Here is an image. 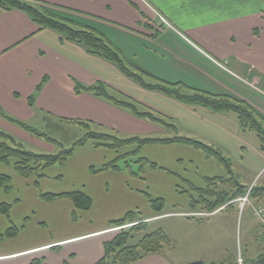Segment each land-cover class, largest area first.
<instances>
[{
  "label": "crops",
  "instance_id": "0c3cea01",
  "mask_svg": "<svg viewBox=\"0 0 264 264\" xmlns=\"http://www.w3.org/2000/svg\"><path fill=\"white\" fill-rule=\"evenodd\" d=\"M29 1L61 7L98 27L122 34L121 37L131 48L137 45L138 53L142 51L146 56L159 58L160 54L157 57L156 52L142 46V42H160L163 53L189 68L205 73L202 67L185 57L186 52L254 87H264V0ZM117 47L121 54L133 61L122 44ZM134 63L145 69L140 62ZM44 77L46 80L35 95L34 106L30 107L28 97ZM75 81L86 86L103 82L110 90L123 93L144 107L176 118L181 130L189 133L186 135H198L225 151H230L236 143L239 125L230 112H213L199 105L180 102L158 91L144 89L122 74L113 63L88 53L82 44L61 40L60 35L52 29H40L25 12L10 9L0 13V106L13 118L25 121L41 112L69 120L90 121L93 130L119 137L138 134L146 135L139 137H149V133L159 132L155 123L137 118L105 99L87 92L76 93ZM240 99L251 103L245 98ZM250 105L264 113L259 105ZM203 124L210 126L203 128ZM178 125H175L177 130ZM6 126L9 130L3 129L7 130L4 131L7 134L13 137L20 134L13 126ZM173 145L186 149V145ZM74 152L68 160H74ZM119 152L95 147L94 143L91 153L79 155L81 162L77 166L85 172L88 180L81 185L72 178L68 184L64 183L65 186L62 183L63 188L52 191H84L92 200V214L74 208L72 201L66 197L51 200L40 197L41 193L47 191L44 188L49 171L60 165L45 169L44 176L37 180L34 175L22 177L10 165L0 163V173L10 177L7 190L0 187V204L11 205L8 216L0 213V235L10 225L17 229L13 237L0 238V264H30L33 260H41L42 264H96L103 256L104 242L111 240L120 228L112 225V221L137 209L138 204L133 206L134 199L142 201L134 193L140 190L132 188L143 186V178H138L139 174H132L135 171L131 173L122 167L92 171L112 161ZM259 156L260 163H253L252 157L244 160L242 167L245 174L242 180H237L239 185L264 187V154L261 152ZM204 177L213 176L204 174ZM15 183L23 185L20 186L24 188L23 195L18 196ZM223 189L232 191L231 187ZM22 197L26 199L24 203ZM40 200L48 204L57 200L64 202L60 207L63 211L57 212L67 218L65 223L52 228L57 237L54 240L48 236L49 228L43 224V217L38 218L29 205L35 202L38 206H46ZM262 201L263 195L250 197L251 203ZM19 205L24 209L15 219L12 212ZM134 212L140 213V218L146 224L168 214L163 212L156 216L153 210L146 215L139 210ZM162 254H149L131 264H171Z\"/></svg>",
  "mask_w": 264,
  "mask_h": 264
},
{
  "label": "rangeland",
  "instance_id": "374dc122",
  "mask_svg": "<svg viewBox=\"0 0 264 264\" xmlns=\"http://www.w3.org/2000/svg\"><path fill=\"white\" fill-rule=\"evenodd\" d=\"M98 30L105 37L109 38V41L111 40L110 43L117 50V45L119 46L122 44L124 50L129 52L133 61L136 63L140 62L142 67L144 66L143 68L145 69L143 70L118 50L124 62L131 69L140 72L146 83L156 84L159 83V80L172 83L179 82L180 85H182L180 89L182 93L189 94L192 90H196L214 95L227 94L238 99L245 98L248 102H251L248 104L259 105L260 108H263L264 110L263 86L257 85V87H254L249 82L242 79L239 80L237 77H232L226 72L205 63L201 58H197L186 52L185 57L202 67L205 70V73L189 68L185 64L169 57L168 54L163 53L159 45L160 42L151 43L143 41L142 46H147L149 49L156 52L157 57H159L160 54L159 58L154 56L150 57L149 55L146 56L142 51L138 53L137 45H134L131 48L129 43H126L121 37L122 34H114V32L102 27H98ZM177 47L180 48V45H177ZM134 51L136 54H134ZM111 93L118 98L132 100L139 104L141 109L146 108L142 106L139 101L136 102L114 89H111ZM1 109L3 110L4 108L1 107ZM255 109L259 110L258 108ZM166 110L168 111L169 107H167ZM3 111L9 116H13L6 109ZM156 112L160 114V116L162 115L167 122L178 125L176 118L173 119L168 117L169 115H164V113L162 114L158 111ZM259 112L261 113L260 110ZM262 114L264 116V113ZM230 115L235 117V120L237 121L236 114L230 112ZM145 121L149 120L146 119ZM24 122L39 132L56 139L60 142L61 147L63 148H70L72 143L83 136L86 132L85 128L76 123L62 121L60 117L41 112H38L36 116L29 120H25ZM3 123L9 125L11 128L13 126L19 131L16 133L20 134H16L14 138L28 150L37 153L54 154L61 149V147L46 141L44 138L36 136L35 134L8 121L0 114V130L7 131L4 129H8V127ZM154 125L155 127H158L159 132L156 131L149 133V137H166L177 134L192 137L207 143L198 135H194L197 137L186 135L189 133L181 130L179 125L177 131L164 128L156 123ZM209 126L210 125L206 124L201 125L203 128ZM138 135L146 136L141 134ZM235 142V145L230 151L220 149L215 144L212 145L220 149L222 153L229 158L232 174L237 180H242L243 175L245 174V170L242 167L244 165V160L247 161L249 157H252L253 163H260L261 158H259V153H261V151L257 147L258 137L256 133L250 130L243 131L240 126L237 131ZM94 143V140L88 139L83 146L75 149L74 153L76 156L74 160L69 159L64 167L55 166L53 170L49 171L47 184L44 188L47 189L46 192L57 190L58 187L63 188V184H68L72 178L78 180V183L81 185L85 183L84 181L88 180L85 172L80 166H77L81 162L79 155L91 153ZM184 147H186V149L177 148L173 144H152L143 146L137 155H128L126 161L129 164V168L139 174L138 178H143V180H141L143 183L142 187H132L140 190L139 192L134 191V193L142 198V201L134 199L135 205L133 206L138 204V208L132 210H139L146 215L152 211L148 196H151L152 198H163V212L168 214L147 224L146 230L147 232H150L160 229L167 235L170 240V245L165 246L162 252L163 254H161L171 264H185L193 261H202L205 264H241L245 260L248 261L256 257L260 252L264 251V226L253 217L250 205L247 204L245 208L240 211L239 202H235L234 206L231 208L221 209L212 214L205 212L201 208H197L196 211L194 210L193 212L190 211V197L188 196V193L193 194V192L189 190L185 180L193 182L196 186L205 187L207 185L204 179V174L222 177H228L230 175L222 164L214 158H207L202 150L188 145ZM133 149L134 146L124 147L120 149L118 155L127 153ZM139 157H144L150 162L156 163L157 167L153 168L149 163L142 165L138 160ZM121 163L124 164V161H121L120 164ZM1 166L5 167L2 164ZM141 166L143 167L142 171H140ZM20 186L23 185L15 183V189L18 196L23 195L24 193V188ZM219 187H224L226 189L230 186L219 184ZM33 188L35 189V187ZM183 190H186V192H181ZM22 199L24 203L26 199L24 197H22ZM42 203L46 206H38L35 202L29 205L32 210L37 213L38 218L43 217V224H46L49 228L48 236L50 237V240H54L57 237L52 231V228H57L60 226V223H65V218H67V216L57 212L63 211L60 207L64 205V202L62 200H57L56 202L49 204L45 202ZM91 207L89 208L90 210L87 209L80 211L87 212L86 214H92ZM22 209H24V206H17L15 211L12 212V217L17 219L20 216ZM75 219H77V217ZM143 233L144 232L135 233V240H137ZM3 237L8 238L6 236Z\"/></svg>",
  "mask_w": 264,
  "mask_h": 264
},
{
  "label": "trees",
  "instance_id": "16d2710c",
  "mask_svg": "<svg viewBox=\"0 0 264 264\" xmlns=\"http://www.w3.org/2000/svg\"><path fill=\"white\" fill-rule=\"evenodd\" d=\"M10 9H19L25 12L32 21H34L40 29L49 28L56 31L60 35L61 40L82 44L86 51L113 63L117 69L135 81L140 87L158 91L180 102L199 105L213 112H233L240 128L250 130L256 133L258 137L259 150L264 153V116L250 104L242 99L232 97L230 95H214L207 92L192 90L189 94L180 91L179 82H165L159 80V83H146L140 72L131 69L121 57L119 51L110 43L99 30L98 26L86 21L78 15L55 5H49L43 2L29 0H0V13ZM46 78L36 87L35 92L28 97V105L34 106L35 95L41 90ZM74 91L76 93L87 92L106 101L128 110L137 118L147 119L160 126L177 131L173 123L166 121L162 115L156 111L146 107L141 109L139 104L129 99L118 98L111 93V90L103 82L86 86L75 81ZM0 114L8 121L18 125L24 130L44 138L46 141L61 147L60 142L47 136L44 133L31 127L26 122L7 115L0 107ZM62 121L76 123L86 129L83 136L76 139L70 148H63L54 154L37 153L26 149L20 142L0 130V163L10 165L13 170L22 177L28 178L35 176L37 179L44 176V171L54 165L64 166L68 158L73 154L77 147L83 146L88 139L95 142V147H103L115 151L127 146H134V149L118 155L112 161L106 163L98 169H92L93 172L108 169H119L120 167L128 169L129 164L126 161L128 155L139 154L140 149L145 145L152 144H183L200 149L207 158H214L222 164L228 171V177L213 176L204 177L206 181L205 187H198L190 181L185 180L189 190L193 194L188 193L190 197V211H196L197 208L203 209L207 213H212L219 209L231 208L238 197L245 194L247 187L239 185L236 177L232 174L231 163L229 159L217 147L204 143L192 137L174 135L171 137H119L112 133L99 132L91 129L90 121L69 120L61 118ZM142 165L149 163L151 167L156 168L157 164L150 162L144 157L138 159ZM124 161V164H120ZM142 166L140 171H142ZM132 173V172H131ZM132 174H137L132 173ZM10 177L0 173V187L8 188ZM231 182V183H230ZM219 184H226L232 188V191H226L219 187ZM186 192L183 190L181 192ZM264 196V187L253 186L250 191V197ZM40 197L45 200H51L56 197H66L70 199L74 208L87 210L92 205V200L88 194L82 190H73L62 193H41ZM150 206L154 214H163L164 200L157 197L148 196ZM11 205L7 203L0 204V213L8 216ZM140 213L129 211L122 218L112 221V225L120 227L118 233L109 241L103 244V256L96 264H131L141 260L149 254L162 253L165 246L170 245L167 235L160 229L145 232L146 221H142ZM129 225V226H127ZM144 232L137 240L135 233ZM17 233L14 225L5 231L1 236L13 237ZM30 264H42L41 260H33ZM185 264H205L202 261H193ZM241 264H264V251L260 252L256 257L244 261Z\"/></svg>",
  "mask_w": 264,
  "mask_h": 264
},
{
  "label": "built area",
  "instance_id": "2783aa9c",
  "mask_svg": "<svg viewBox=\"0 0 264 264\" xmlns=\"http://www.w3.org/2000/svg\"><path fill=\"white\" fill-rule=\"evenodd\" d=\"M252 187L253 186L250 185L247 188L246 193L238 197L236 201L239 202L240 211L243 210L247 204L250 205L253 217L257 219L261 225L264 226V202L254 204L250 202V191Z\"/></svg>",
  "mask_w": 264,
  "mask_h": 264
}]
</instances>
